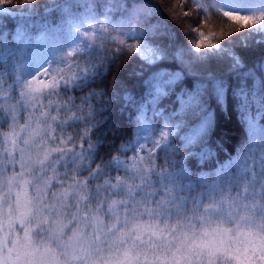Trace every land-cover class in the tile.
I'll return each instance as SVG.
<instances>
[{"label": "snow or ice", "instance_id": "6c2138e0", "mask_svg": "<svg viewBox=\"0 0 264 264\" xmlns=\"http://www.w3.org/2000/svg\"><path fill=\"white\" fill-rule=\"evenodd\" d=\"M194 2L205 16L214 12L237 25L236 32L241 35L236 39L242 46L248 47L253 36L261 37L254 43H264V0ZM97 7L101 11L97 12ZM11 11L0 7V12ZM16 11L21 16L17 43L28 38L20 50L5 46L0 61L12 58L11 74L23 87L20 98L27 101L24 107L30 111L17 131V104L0 102V124L10 128L0 133V144L6 141L9 145L0 147V264H264V125L260 123L264 120V84L249 89L242 81L233 91L249 130V142L241 149L239 159L244 163L238 176L231 175L235 162L230 161L216 170V180L211 183L204 176L184 183L189 171L183 161L173 159L171 169L157 167L154 162L156 149L176 151L169 137L180 131L182 121H172L201 107L208 87L203 80L211 84L217 100L224 96L223 80L204 67L205 61L228 53L229 67L236 71L243 67L240 57L224 44L201 43L204 33L198 29L194 30L197 41L187 50L155 43L157 36L166 35L159 31L162 25L149 24L144 30L138 26L156 15L157 9L135 0L131 7L127 0H99V4L98 0H49L44 17L58 12L60 20L55 25L47 19L33 21L32 17L39 15L34 5ZM117 12L119 19L114 18ZM105 24H111V30ZM33 27L39 30L34 41L28 31ZM65 28L71 35L68 41L60 39ZM112 32L118 35L112 36ZM121 37L143 39V43L126 44ZM97 41H111L120 47L106 52L104 43ZM45 43L52 60L38 58ZM121 49L135 51L136 58L149 67L162 61L181 67L180 72H165L163 76L154 72L145 81L147 92L136 106L135 138L119 149H136L127 159L112 154L108 132L93 130L107 123V117H97L111 109L112 100L103 99L109 91L113 99H122L125 105L136 104L132 93L123 89L121 95L116 88L102 87L79 97L69 95L103 83L116 62L113 53ZM53 63L64 66L57 67L54 75L49 71ZM44 64L49 68L42 73L46 79H40L36 73ZM22 74L32 79H23ZM6 75L0 73V99L4 101L8 99L3 91ZM133 75L142 76L143 72ZM185 75L201 79L194 89L178 96L179 109L164 116L160 101ZM250 75L245 74V80ZM77 98L80 103L75 102ZM150 109L152 120L164 122L158 139L150 131ZM79 125L83 127L77 128ZM210 125V116H206L185 135V144L202 138ZM256 137L261 138L259 144ZM142 141L154 147L147 148ZM141 150L148 153L150 163H144ZM9 166L13 170L10 175ZM17 166L19 172L15 171ZM121 171L124 175L114 174ZM197 183L206 190L192 195ZM233 186L240 189L235 194ZM225 223L232 226L224 227ZM88 228L90 233L85 232Z\"/></svg>", "mask_w": 264, "mask_h": 264}, {"label": "trees", "instance_id": "16d2710c", "mask_svg": "<svg viewBox=\"0 0 264 264\" xmlns=\"http://www.w3.org/2000/svg\"><path fill=\"white\" fill-rule=\"evenodd\" d=\"M136 3H146L149 7L157 9V14L150 17L147 23L138 26L139 30L146 29L149 24H161L162 27L159 31L165 32L166 35L157 36L154 40L155 43L170 45L173 48L182 47L185 50L188 49L190 44H194L197 41L198 29L204 33V39L201 43H221L224 44L225 48H230L231 52L236 56L240 57L243 62V67L232 71L229 67L231 60L229 59L228 53H223L220 56L209 57L204 67L211 71L217 79H222L225 87V94L220 100H217L215 91L211 84L207 80H203V83L207 84V91L204 93L202 98V105L200 108L194 109L184 113L182 116H177L175 120L182 121L181 128L178 133L171 135L173 148L176 150L172 153H164L160 149L155 150V164L157 167H167L171 169L173 167L171 161H183L184 166L188 169L189 175L183 181L184 183L197 182L202 176L207 178V182L211 183L216 180L215 172L222 165L227 162L234 161L235 163L230 168L231 175L236 177L240 173V168L243 166V160L239 159L242 156V146L249 142V130L245 123L241 119L240 111L237 107V100L233 95V91L241 84L242 81L246 82L249 89L254 86L261 88L264 84V43H254L253 41L260 40V36H253L249 40L248 47H244L240 44L239 40L236 39L241 33L236 32V27L233 22L227 18L210 13V16H205L203 12L197 6L194 0H135ZM49 3V0H0V7L12 10L11 13L0 12V51H3L5 46L15 50H20L23 47L25 37L17 43L16 33L17 28L21 22V16L16 10L26 9L29 5H34L39 15L32 17L33 21L47 19L52 22L53 25L59 22L60 14L53 12L51 15L44 17V6ZM128 6L131 7L133 0H127ZM200 3L207 4V0H200ZM79 11V9H74ZM118 12L116 13V15ZM207 21V23H205ZM104 27L111 30V24H105ZM127 31V29H124ZM29 36L32 40L38 35L39 30L35 27L28 30ZM112 36L118 35L116 32L111 33ZM71 35L67 28L60 37L63 41L70 40ZM125 40L126 44L136 45L138 41L142 39H131L127 37H121ZM227 41H232L231 44ZM104 43L105 51L120 47L119 44L111 41H97V43ZM152 42V41H150ZM204 49L202 48L201 51ZM59 53H56L58 55ZM115 64L111 65L108 75L103 79V83H95L90 87L85 88L82 92H71L69 95L76 97L86 95L92 91V88H96L97 91L102 87H106L109 90L116 88L117 92L122 95V90L126 89L132 93L135 97L136 104L125 105L122 99H113L112 95L109 94L104 96V100H112V106L109 112L101 113L97 120H103L107 117V123L101 124L100 129H94L93 131L103 130L109 133L108 139L112 141L114 148L113 155H119L122 159L136 154V149H131L127 152L120 151V145L128 140L134 139V130L136 128V106L142 101L143 97L147 92L145 81L150 79L152 73L162 70L181 71L179 64L172 63L170 61H162L157 63L153 67H149L146 64H142L139 59L136 58L135 51L121 49V52L116 54ZM43 57L49 60L53 59V54L49 51L48 44H42L38 53V58ZM18 62L19 57L15 58ZM13 60L8 58L4 61H0V73H8L3 79V91L8 97L7 101L0 99V102L7 104H17L18 106V125L17 131H19V125L24 124L28 118L30 109H26L24 105L27 101L21 100L20 92L23 91V87L15 83L16 77L11 74ZM57 67H64L63 65L52 64L51 68L49 65L44 64L40 69V72L36 73L40 79H46L42 75L45 68H49V71L54 75V70ZM67 72L68 69L65 68ZM143 72L142 76L133 75L134 72ZM251 73L250 76L245 80V74ZM23 79L31 80L32 77L27 74H22ZM201 78L192 75H185L175 82L170 90L169 94L160 101L159 107L163 109L164 116H171L172 113L179 109L180 104L178 96L185 91L194 89ZM9 86H12L11 88ZM63 91V89H61ZM67 99V97H64ZM46 102V101H45ZM76 103L81 101L77 98ZM95 104L96 101L94 100ZM99 107V104L96 105ZM39 106H37V114L39 112ZM255 112V108H253ZM206 116H210L211 125L207 132L196 140L191 145H186L184 137L186 134L191 133ZM149 120L154 122L156 125L154 138H159V131L163 129V120L158 118V122L152 120V111L148 112ZM11 123V121H9ZM264 125V120L260 121ZM171 127V122L169 123ZM83 127L82 125L77 128ZM190 129V132L186 133V130ZM10 128L7 124H0V133L9 132ZM68 132H73V128H68ZM113 132L115 135H113ZM186 133V134H185ZM95 136L93 139L95 140ZM3 138L0 137V141ZM261 138L256 137L257 144L260 143ZM9 146L6 141L0 144V147ZM52 146H56L53 144ZM63 146V145H61ZM71 145H69L70 147ZM86 146V145H85ZM151 142H147V148H153ZM191 153V155L189 154ZM140 155L145 156L144 163L148 164V153L144 150L139 152ZM259 155V153H257ZM110 158V157H106ZM18 159V155H17ZM167 161V162H166ZM251 165V160L248 161ZM179 167V165H176ZM11 166L7 169V174L12 173ZM15 171L19 172V166L16 167ZM63 172V168L60 169ZM124 175L120 173H114ZM86 175V173L84 174ZM206 189L201 186L200 183L196 184L195 189L191 193L192 195H198ZM233 186V194L239 191ZM219 197V193H217ZM207 203V201H204ZM107 219V218H106ZM224 227H231L230 223H225ZM19 231V228H17ZM86 233H90L91 229H85ZM21 237L23 232H20ZM70 235V233H69ZM52 246L55 248L56 243L53 242Z\"/></svg>", "mask_w": 264, "mask_h": 264}, {"label": "rangeland", "instance_id": "374dc122", "mask_svg": "<svg viewBox=\"0 0 264 264\" xmlns=\"http://www.w3.org/2000/svg\"><path fill=\"white\" fill-rule=\"evenodd\" d=\"M98 4H99V0H98ZM84 10L83 9H79V12H83ZM99 11H101L100 9H99V7H97V12H99ZM243 14V13H242ZM120 13L118 12V14L116 15V13H115V16H114V18L115 19H119L120 18ZM101 19H103V17H101ZM97 27H99V25H97ZM138 30H139V28H138ZM82 31H83V29H82ZM71 39V38H70ZM143 43V39L142 40H140V41H138L137 42V44H142ZM165 72H180V71H171V70H162V71H160V74L163 76L164 75V73ZM179 80V79H178ZM177 80V81H178ZM177 81H175V82H177ZM150 111V110H149ZM148 111V112H149ZM150 123L153 125V127H151L150 128V131H151V133H152V135L154 136V134H155V129H156V125L154 124V122H152V121H150ZM169 127H170V125H169ZM188 132H190V129L188 130H186V133H188ZM185 133V134H186ZM144 135L145 136H147L148 135V133H144ZM143 143H146L147 144V142H149V141H142Z\"/></svg>", "mask_w": 264, "mask_h": 264}]
</instances>
